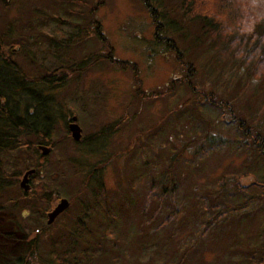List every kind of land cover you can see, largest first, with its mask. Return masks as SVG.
<instances>
[{"label":"rangeland","instance_id":"374dc122","mask_svg":"<svg viewBox=\"0 0 264 264\" xmlns=\"http://www.w3.org/2000/svg\"><path fill=\"white\" fill-rule=\"evenodd\" d=\"M186 1L155 0L152 6L166 29V34L162 31L159 36L172 38L184 53L178 62L155 41V25L141 0H0V38L13 27L14 42L21 43L16 60L20 73L18 78H10L19 89L32 84L38 102L28 105H38L36 108L44 110V120H53L44 140L47 143L41 145L51 151L43 162L36 159L40 168L30 180L33 187L28 193L19 187L29 170L23 161L3 180L6 185L0 184V231L10 237L1 247L7 252L3 264L24 259L28 249L33 255L28 264H55L54 256L65 260V250H71L70 254L78 251L83 239H98L102 243L95 240L98 250L109 246L113 241L105 238L109 231L100 221L85 232L73 228L69 220L85 206L115 227L118 264H168V259L162 260L161 244L154 247L160 238L163 240L161 233L170 236L168 244L183 257L182 264H226L231 259L254 264L248 248L264 245V200L235 190L234 184L247 187L256 180L264 183V157L260 158L250 144L255 135H264V98L254 92L264 91V77L253 76L247 62H234L231 55L221 65L222 47L215 43L211 47V39L205 40L198 32L196 24L201 21L196 23L197 16L193 17ZM95 26L101 37L95 35ZM52 40L57 51L50 48ZM188 61L195 66V73L184 84L188 70L180 65L187 67ZM45 74L46 84L53 85L49 91L35 82ZM216 80L223 85L217 87ZM173 82L180 85L173 86ZM18 93L21 98V90ZM196 99L200 101L197 106H208L212 115L203 116L194 110L196 105L183 106L186 100ZM221 105H227L233 116ZM218 111L225 112V125L221 122L224 128L215 136L212 125L216 120L212 123V117H221ZM72 116L82 129L78 144L65 127L64 121L68 124ZM243 123L250 124L254 132L240 139L243 134L238 130ZM172 134L190 149L183 155L187 159L173 153L179 156L175 158L180 164L170 163L171 148L162 146L160 140L170 136V142ZM228 135L237 147L239 139L247 140L249 144H242L251 145V149L244 154L241 149H226L223 143ZM149 143L158 145L151 150ZM37 145L33 141L28 156ZM206 151L210 154L208 163L202 175L194 178L190 158L205 159ZM170 164L178 168L171 171L178 180L166 193L171 197L169 192L174 191L176 196L167 202L188 210L181 209L173 216L174 209H162L155 215V207L146 201L151 191L146 182L156 166L164 169ZM15 173L19 174L16 178ZM222 177L225 184L219 189ZM207 195L212 203L221 205L223 217L233 211L225 217L223 230L207 232ZM62 198L74 204L54 225L49 224L46 214ZM229 204L228 212L225 205ZM237 208L255 210L254 219L235 212ZM168 217L173 220L165 223ZM250 225L260 227V234L250 235ZM87 251L94 252L97 261V250L91 246Z\"/></svg>","mask_w":264,"mask_h":264},{"label":"trees","instance_id":"16d2710c","mask_svg":"<svg viewBox=\"0 0 264 264\" xmlns=\"http://www.w3.org/2000/svg\"><path fill=\"white\" fill-rule=\"evenodd\" d=\"M141 1L145 9H147V11L150 13L153 25H155V41L158 42L159 45L162 44L161 46L165 47L167 53L170 52V55L177 57L178 62H182L184 53L179 50V46L175 44L172 38L165 39L159 36L162 31L163 33H165L166 29L160 25L157 12L155 11V9H153L154 7H152L154 6L155 0ZM188 2V8H192V11L194 12L193 17L197 16L196 23L199 19L201 21V23L196 24L198 32L201 33L202 37H205V40L209 38L211 39V47L214 45V43L222 47L221 51L223 52L224 56L222 57V54L219 55L220 58L222 57L220 61L221 65L226 63L229 59V55H231L230 57H233L234 62H247L251 67L253 76L256 75L257 77H264V0H187L186 3L188 4ZM5 6L8 7L9 4L6 3ZM166 22L176 24L169 21ZM92 23L93 22H91V24L89 25H92ZM178 25L180 27V24ZM12 28L8 27L3 37L1 36L0 38V184L2 183L3 185H6L7 183L6 181L4 183L3 180H7V177L11 176V173L14 172L15 169L19 166L18 163L22 161L23 163H25L24 159L28 156L27 151H30L29 147L32 146L33 141H37V149L42 144L45 145L47 143H45L44 140L46 139L47 134H49L50 126H52L53 124V120H50L49 118H46L44 120V113L42 114V112H44L43 108L38 109L36 108V106L38 105H28V103L30 102H38V100L34 99L37 97H35L34 92H32L34 90L33 88H31L32 84H27V87H23L21 85V88H23L19 89L18 85H16L14 81V78H10V76H15V79L18 78V74L20 73V70L17 69L18 63L16 62V60L17 55H20L17 54V52L21 49V43L14 42L16 37H13L14 34L11 30ZM91 28L93 29V27ZM96 28L97 30H95V35H97V37H101V35L98 33V27ZM172 30L175 31L173 28ZM68 41H70V39ZM50 48L57 51L55 41L52 40V42H50ZM188 62L189 63L187 64H190V61ZM116 64H119L120 66L123 65V68L125 66L123 63ZM180 67L184 70H188V72L186 71L187 79L183 81V83L189 82V77H191V74L193 76V74L195 73V66H192L190 64L186 67V65L182 64L180 65ZM132 70L134 71L135 67H132ZM46 75L47 74H45L41 78L36 79L35 82L37 81V84H42L46 87L47 91H49L51 90V86L53 87V85L50 82L46 84V80L48 78L45 77ZM178 83L180 85V82H173L171 84L175 86ZM20 90L22 92L21 98L18 96V91ZM173 93L174 91L171 92V94ZM197 99L196 104L197 102H200ZM201 101L203 100L201 99ZM221 106L224 108L228 107L227 105ZM210 115H212V113H210ZM213 118L215 119V117ZM64 122L67 129V121ZM208 123L209 121H205V124ZM148 138H150V136ZM163 138H167V141H165V139ZM163 138H160V140L163 141L162 146L168 145L171 148L169 158L173 159L170 163H175V161L178 160V158L175 157L179 156L173 155V153H178L175 152V145L180 142L177 141L178 138L175 134H172L170 142H168V138H170V136H163ZM157 145L158 144L155 143L154 146H151V144L149 143L147 146L148 149L153 150V148ZM238 148L240 149V147ZM34 151H36L35 148H33V151L30 152V155L31 153H34ZM259 155H261V157L263 158L262 154ZM144 158L145 155H142L141 160L143 162ZM262 162L264 163V160ZM156 167L157 168L153 169L152 174L149 176L146 182L147 185L150 184V193L152 192V194H154L150 195L157 200H161L162 198H164L167 201L168 198H175L176 195L174 191L169 192L172 195L171 197L166 194L168 189H172L171 187L175 185V182L178 179V177H174L171 174V171L172 173L173 171H175L174 165L170 164L164 169L160 168V165ZM5 168H7L8 171H6ZM31 168L34 167H30L29 170ZM17 176H19V174L15 173L14 177L16 178ZM256 182H259V185H257L256 187L262 192V195H264V183L259 180H256ZM224 184L225 177H222L218 188L222 189ZM234 186L235 190L243 192L239 187L238 182L237 184L235 183ZM156 188L159 191L158 195L155 194L157 191ZM200 196L198 197L200 198ZM214 198L216 199L217 197ZM259 199L263 201L264 196H261L260 194ZM148 205L150 207L151 203L148 202ZM173 208H176L174 209L175 211L181 209L188 210V208H186L185 206H179L178 204H173ZM159 210L160 209L155 208V210L153 211L154 214H158ZM145 211H143V213ZM235 212L240 213L241 210L237 208ZM175 215L176 212H174L173 216ZM168 221L169 220H166L165 223H168ZM152 223L154 224L155 220ZM162 237L163 240H161L160 238L161 252L163 254L162 260H165L166 258L169 260L168 264H182L183 257L181 255L179 256L177 250L175 248H171L170 244H168L170 243V236L165 237L163 235ZM5 239L10 240L9 235L5 234L4 231H0V250L2 246L5 247L7 245ZM22 240L23 239H21L20 241ZM110 240L115 242L114 236L111 237ZM113 242L106 248L103 247L101 248L102 250H98L97 244H93L90 240L83 239V242H79L80 249L78 251L72 252L70 254L71 250H65V260H61L58 257L55 258L56 256H54L53 259L55 260V264H118L119 258L118 256H116L117 248L114 246ZM160 244L159 242H157L154 244V247H160ZM91 246L93 247V250H97V261L95 260V256L93 255L94 252L92 251L93 253H91L87 251V249ZM171 249L174 251V253L172 252V255ZM167 251L170 255L167 253ZM101 253H103V255L100 256ZM6 254L7 252L4 251V249L0 251V264H3L2 259L6 258ZM24 257V259L19 257L18 261H15L14 263L28 264L30 262V259L33 257L29 249L25 251Z\"/></svg>","mask_w":264,"mask_h":264},{"label":"bare ground","instance_id":"6f19581e","mask_svg":"<svg viewBox=\"0 0 264 264\" xmlns=\"http://www.w3.org/2000/svg\"><path fill=\"white\" fill-rule=\"evenodd\" d=\"M227 61H229V60H227ZM250 77V76H249ZM215 84H216V86L217 87H220V86H222L223 85V83H221L220 81H218V80H216L215 82H214ZM227 84H229V82H227ZM254 92H255V95L256 96H259V97H262V98H264V91L263 90H254ZM195 103V104H194ZM194 106V105H198V104H196V100L193 102L192 100L190 101V100H186L184 103H183V106ZM182 106V105H181ZM182 106V107H183ZM190 108V107H189ZM208 106L207 107H205V106H197L196 107V109H194V108H192V109H194V110H196V111H198V112H200L203 116H206V115H210L209 113H208ZM191 109V108H190ZM222 109H226V108H224V107H222ZM227 110V112L231 115V116H233L232 115V111H230V110H228V109H226ZM218 112H221V111H218ZM221 117H219V115H213V116H215V120H213L214 118L212 117V123L215 121L216 122V124H214L213 123V125H212V128L214 129L213 131H214V135L216 136V135H218L221 131H222V127L224 128V126H223V124L225 125V123H223L224 121H223V119H222V117L225 115V112H221ZM223 121V122H222ZM232 121V120H231ZM221 122L223 123V124H221ZM238 122H240V121H238ZM241 123H242V121H241ZM240 126V128H239V130H238V132L240 133H242L243 135V137L241 136L240 137V139H243V138H248L250 135L252 136L253 135V133L252 132H254L253 131V129L251 128V126H250V124H245V123H243V124H241V125H239ZM215 128H217L218 130H216ZM244 133H243V132ZM259 136V137H258ZM258 136H254V141L252 142V143H250L254 148H255V150L258 152V155L259 154H262L263 155V157H264V135L263 134H258ZM223 137V139H224V136H221V138ZM234 137H235V135H234ZM239 139V141H237L239 144H241L240 145V149H241V152H242V154H244V153H246V152H248L250 149H251V145H246V144H242V143H247V144H249L248 142H247V140H243L242 142H241V140ZM235 139H232L231 138V136H226V138H225V142L223 143V146L226 148V149H228V148H231V147H233V149L235 150V152H237L238 150H239V148L237 147V145L233 142ZM254 144H255V146H254ZM235 145H236V147H235ZM249 147V148H248ZM38 150V151H37ZM240 151V150H239ZM175 152H179L180 153V155H181V157L182 158H185V159H187L188 158V156H183L184 154H186L187 152L189 153L190 152V149L185 145V143L183 142V143H177L176 145H175ZM206 153H207V151H206ZM50 154V153H49ZM49 154L48 155H46V156H43L42 155V152H41V150L38 148H36V151H34V153H31V155H29V156H27L24 160H25V165L27 166V167H34V168H31V171H33L34 173H33V175H35L36 173L37 174H39L38 172H37V168H40V165H38V162H37V160L36 159H39V161L41 160L42 162H43V160H44V158H46V157H48L49 156ZM208 156H210V154H208L207 153V156L205 157V159H204V156H201V157H197V156H192L190 159H188V160H190L191 162L188 164L190 167L192 166V168H193V170H192V173H191V175L194 177V178H196L197 176H199V175H202V172H201V170H202V168H203V166L204 165H206L207 163H208V161H207V157ZM236 156H238V154H236ZM259 157L260 158H262L261 157V155H259ZM184 159V160H185ZM175 163H177V164H180V161H179V159L177 160V161H175ZM174 169L177 171L178 170V168L176 167V166H174ZM217 178V177H216ZM263 178H264V176H263ZM178 180V179H177ZM201 180H203V179H201ZM204 180H207V177H205V179ZM203 180V181H204ZM218 181V179L215 181V182H217ZM205 182V181H204ZM220 184V183H219ZM257 185H259V183L258 182H253V184L252 185H250V186H247V187H241L240 185H239V187L242 189V191H243V193L245 194H248L249 195V193L250 194H252V195H254V194H257V196H259L260 194H261V196H264V195H262V192L256 187ZM200 188H202V186L200 185ZM156 190H157V188H156ZM253 192H255V193H253ZM150 194H152V193H150ZM150 194H148V196H147V198H146V201H148V202H150L151 203V205L153 206V207H155V208H157V209H160L159 211H161L162 209H170V210H173V209H176V208H173V205H169L168 204V202L164 199V198H162L161 200H157V199H155V198H153V196H151ZM207 198H209L208 196H206V197H204V202L206 203L205 205H204V207L205 208H208L207 209V211H206V213H207V215H208V219L207 220H209V222L207 223V226L209 227V229L207 230V232H209L211 229H213V232H215V231H220V230H223V228H224V225H225V217H227V216H229L233 211H230V208L232 207L230 204L229 205H225V208H228L229 210H228V214L225 216V217H223L221 214H222V211L223 210H221L220 208H221V205L220 204H217V205H215V203L216 202H214V203H212L213 201H211V200H208ZM243 198H245V197H243ZM163 199H164V201H163ZM62 200H65L66 201V203H67V208L61 213V216L62 215H64L68 210H70L71 208H72V206H73V204H74V202L73 201H71V200H67V199H65V198H62V199H60V202L62 201ZM207 200V201H206ZM249 200V197H247L246 198V201L245 202H247ZM73 202V203H72ZM133 204V203H132ZM172 206V207H171ZM244 207H246V206H244ZM204 208V209H205ZM82 212H79V213H76V214H74V216L69 220L70 221V223L71 224H74L75 225V227H73V228H75V229H78V230H80V231H84V230H87V229H89L91 226H94V225H98V223L97 222H101V226H106L107 225V229H108V231H109V233H106L107 234V236L104 234V236H105V238H108V237H113V236H115L113 233H114V226L113 225H111V223H109L108 221H107V219H105L103 216H102V214H98L97 212H94V211H91V210H89V209H87L86 208V206L85 207H82ZM210 209V210H209ZM220 210V211H219ZM177 211H179V210H177ZM177 211H175L176 213H177ZM254 212H255V210H253V211H251V210H248V209H245V210H243V211H241V214L243 215V217H246V218H249V219H254L253 218V215H255L254 214ZM223 213H225V212H223ZM206 215V214H205ZM206 215V216H207ZM257 218V217H256ZM94 219V220H93ZM165 220H173L171 217H168L167 219H165ZM251 226V225H250ZM253 227V228H252ZM260 230H261V228L260 227H256V226H254V225H252L251 227H249V233H250V235H253V234H260ZM85 232V231H84ZM86 232H89V233H93L94 235L96 234V233H94V232H92V231H86ZM164 235L165 233H161V235ZM162 235V236H163ZM94 238V237H93ZM89 239V238H88ZM70 240H71V238H70ZM90 240V239H89ZM95 240H96V242L99 244V245H101L102 243L98 240V239H96V238H94V240H93V244H95ZM262 239H260V241H261ZM159 244H160V242H161V240L159 239ZM262 243V242H261ZM258 244V243H257ZM253 248L252 249H250V248H248V251H249V254H250V256H251V258L254 260V264H264V255H263V253H264V245L262 246V247H255V246H252ZM237 252V251H236ZM236 254V253H235ZM231 256H232V254H231ZM233 257V256H232ZM236 257H237V254H236ZM245 263H247V261L245 262ZM214 264H222V263H214ZM226 264H240V262L238 261V259H237V261H234L233 259H231L229 262H227ZM248 264H249V262H248Z\"/></svg>","mask_w":264,"mask_h":264},{"label":"water","instance_id":"95a60500","mask_svg":"<svg viewBox=\"0 0 264 264\" xmlns=\"http://www.w3.org/2000/svg\"><path fill=\"white\" fill-rule=\"evenodd\" d=\"M77 118L76 117H72L71 119V123L69 125V132L71 134V138L75 141V142H79L81 139V133L82 130L80 129V127L77 125L76 123ZM39 149L42 152L43 156H46L50 153V148H46L43 146H40ZM33 171L28 172L25 176L23 181L21 182V187L24 188V190H28V186H26L27 182H28V176L33 174ZM67 208V203L65 200H62L59 205H57V207L55 208V210L49 214V221L48 223H51L55 217H57L59 214H61L65 209Z\"/></svg>","mask_w":264,"mask_h":264},{"label":"flooded vegetation","instance_id":"af4514ba","mask_svg":"<svg viewBox=\"0 0 264 264\" xmlns=\"http://www.w3.org/2000/svg\"><path fill=\"white\" fill-rule=\"evenodd\" d=\"M31 184V183H30ZM33 186L31 185V188H32Z\"/></svg>","mask_w":264,"mask_h":264}]
</instances>
